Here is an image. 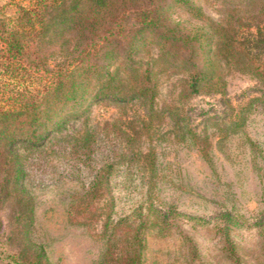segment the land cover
Instances as JSON below:
<instances>
[{
  "label": "rangeland",
  "instance_id": "1",
  "mask_svg": "<svg viewBox=\"0 0 264 264\" xmlns=\"http://www.w3.org/2000/svg\"><path fill=\"white\" fill-rule=\"evenodd\" d=\"M194 2L211 20L241 4ZM13 5L0 0V14H11ZM171 17L185 28L205 25L178 6ZM156 52L150 47L151 56ZM215 63L221 92L205 86L187 94V76L157 63L153 114L142 101H96L79 108L43 147L20 145L32 220L16 216L15 201L0 202V264L31 259L40 247V264H123L125 241L144 218L139 264H264V81L223 58ZM255 97L262 100L249 105ZM84 132L91 135L88 148L76 143ZM149 151L153 172L142 164ZM106 165L117 237L107 255L101 222L76 224L68 216L71 197ZM170 209L163 222L156 218Z\"/></svg>",
  "mask_w": 264,
  "mask_h": 264
},
{
  "label": "trees",
  "instance_id": "2",
  "mask_svg": "<svg viewBox=\"0 0 264 264\" xmlns=\"http://www.w3.org/2000/svg\"><path fill=\"white\" fill-rule=\"evenodd\" d=\"M239 1L242 5L233 3L223 17L211 20L194 0H11L13 12L0 14V202L15 201L16 216L32 220L18 147H43L83 105L82 112L96 101H142L153 114L157 63L187 76V94L205 86L223 90L218 58L264 81V0ZM174 6L205 25L181 27L171 17ZM150 47L156 48L155 57ZM255 100L262 99L255 97L249 105ZM90 137L81 133L76 143L88 148ZM191 139L197 142L196 135ZM198 149L207 157L205 146L198 144ZM141 158L153 172L154 153H142ZM111 170V165L96 170L68 206L73 223L101 222L108 233L106 255L117 238L111 221ZM167 212L173 214L170 209L155 216L163 222ZM146 222L140 219L125 241L123 264H139L140 229ZM44 257L40 247L31 259L12 260L40 264Z\"/></svg>",
  "mask_w": 264,
  "mask_h": 264
}]
</instances>
